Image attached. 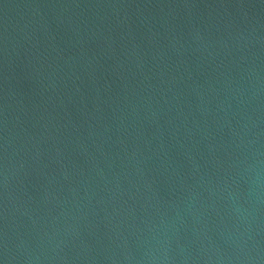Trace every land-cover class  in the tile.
Instances as JSON below:
<instances>
[{"label":"water","instance_id":"water-1","mask_svg":"<svg viewBox=\"0 0 264 264\" xmlns=\"http://www.w3.org/2000/svg\"><path fill=\"white\" fill-rule=\"evenodd\" d=\"M0 264H264V0H0Z\"/></svg>","mask_w":264,"mask_h":264}]
</instances>
